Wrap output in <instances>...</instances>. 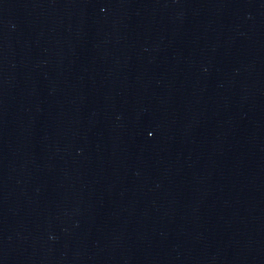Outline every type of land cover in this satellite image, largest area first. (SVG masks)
<instances>
[{"label": "water", "instance_id": "1", "mask_svg": "<svg viewBox=\"0 0 264 264\" xmlns=\"http://www.w3.org/2000/svg\"><path fill=\"white\" fill-rule=\"evenodd\" d=\"M0 264H264V0H0Z\"/></svg>", "mask_w": 264, "mask_h": 264}]
</instances>
